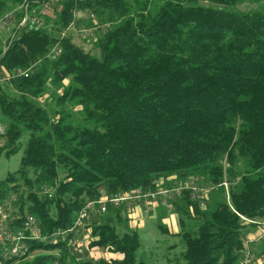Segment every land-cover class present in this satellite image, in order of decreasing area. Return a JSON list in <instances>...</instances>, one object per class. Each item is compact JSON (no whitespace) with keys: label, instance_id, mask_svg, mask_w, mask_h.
Returning <instances> with one entry per match:
<instances>
[{"label":"trees","instance_id":"obj_1","mask_svg":"<svg viewBox=\"0 0 264 264\" xmlns=\"http://www.w3.org/2000/svg\"><path fill=\"white\" fill-rule=\"evenodd\" d=\"M44 1L0 0V20L10 14L12 24L0 44V154L22 148L0 200L17 193V213L45 232L68 227L101 189L224 179L228 198L218 187L199 208L183 193L172 201L180 230L157 226L179 238L185 264H234L255 228L245 219L264 217V0H66L50 10ZM74 7L94 14L83 20L97 51L60 38ZM57 41L59 55L47 58ZM36 61L28 77L1 79ZM121 213L92 219L88 244L121 257L76 261L47 238L29 241L19 261L42 250L23 264H145L138 232L115 230Z\"/></svg>","mask_w":264,"mask_h":264},{"label":"built area","instance_id":"obj_2","mask_svg":"<svg viewBox=\"0 0 264 264\" xmlns=\"http://www.w3.org/2000/svg\"><path fill=\"white\" fill-rule=\"evenodd\" d=\"M61 1L66 0H45L44 8L52 9ZM75 4L80 0H71ZM26 6V4H25ZM73 19L69 25L60 33V38L68 35L72 30L79 39L85 40L92 36L93 27L75 28L77 19H94V14L85 10L74 7L72 10ZM7 19V20H6ZM10 20V14L0 20V26L6 24ZM61 51L59 41L49 47L46 57L55 59ZM37 63L34 62L28 67H16L11 71V74L1 77L6 80L12 76L28 77L33 67ZM4 127L0 125V146L4 140ZM154 187H135L126 193H113L107 195L103 189L97 198L86 200L83 205L75 213L71 224L66 228H54L51 231H43L40 228L37 218L29 213H17V193L10 192L5 198L0 200V250L6 254H15V259H18L25 252L22 251V236L31 233H38L44 236V233H52V236H66L72 240L74 251L80 262L84 260L85 242L82 234L89 228L92 219L104 214L108 208H121V210H131L134 207H139L143 211L150 213L156 204H160L167 209L173 208L172 201L187 193L189 199L194 202L199 208L204 206V202L210 191L223 187L225 196L228 198V182L222 180L218 183L205 181L201 175L187 177L184 181L164 186L162 179L152 181ZM39 191L47 196L52 194V187L46 184L39 186ZM191 209V206H190ZM243 218V217H242ZM245 219V218H244ZM260 220V221H259ZM248 223H254L258 226L256 232H249L247 238L243 242V247L239 252V256L234 264H264V217L260 219H245ZM253 232V233H252ZM258 244V245H257ZM2 262V260H0Z\"/></svg>","mask_w":264,"mask_h":264},{"label":"rangeland","instance_id":"obj_3","mask_svg":"<svg viewBox=\"0 0 264 264\" xmlns=\"http://www.w3.org/2000/svg\"><path fill=\"white\" fill-rule=\"evenodd\" d=\"M257 4L250 3V2H241L237 5L240 9H247L250 7H256ZM7 20V19H6ZM75 28H79L81 26L84 27H91L86 25L85 20H77L75 21ZM10 20L0 26V44H3L5 39L9 35ZM95 28L93 27V33H95ZM69 35L72 37V40L82 46L85 50L89 51H97V49L93 48V40L92 36L88 39L82 40L79 39L78 36L75 34V31L72 30ZM28 135L25 134L22 138V143H25ZM22 154V148H20L15 153L0 154V179H3L8 173H11L17 169L19 166L20 157ZM111 210V209H109ZM112 211V210H111ZM122 214V213H121ZM147 219L146 229L143 231L139 230L140 222H130L129 219L120 217L119 219H114L113 223L116 226L115 230L118 234L123 233V231H136L139 234L140 241H139V248L136 252V259L137 261H142L145 264H185L183 258H181L180 253L183 249V245L180 242L179 238L171 235L170 233H163L158 228V223L148 218L147 215H144ZM260 221V220H259ZM166 226L169 231H173V228L170 224H163ZM258 230V226L256 225L255 228L251 229V231L256 232ZM91 228L89 227L85 230L82 234V238L84 239L85 246H84V255L91 261H99V260H106L109 257H121V254L112 250L110 246L105 245H95V246H88V244L92 241V234L90 233ZM252 232V233H253ZM258 245V244H257ZM57 248L54 249L52 252H56ZM44 253L42 250H36L32 252L28 257L23 260L13 261L10 264H23L26 259H32L39 254Z\"/></svg>","mask_w":264,"mask_h":264},{"label":"crops","instance_id":"obj_4","mask_svg":"<svg viewBox=\"0 0 264 264\" xmlns=\"http://www.w3.org/2000/svg\"><path fill=\"white\" fill-rule=\"evenodd\" d=\"M123 217L130 220V222H140L138 223L140 226L138 227L140 231L146 229L147 219L144 215H147L148 218L155 220L157 223H161L162 225L170 224L173 228L172 233H177L180 230V226L178 223V214L174 211V208L167 209L160 204L154 205L152 211L147 213L143 211L139 207H134L131 210H123Z\"/></svg>","mask_w":264,"mask_h":264},{"label":"bare ground","instance_id":"obj_5","mask_svg":"<svg viewBox=\"0 0 264 264\" xmlns=\"http://www.w3.org/2000/svg\"><path fill=\"white\" fill-rule=\"evenodd\" d=\"M47 238L62 241L64 243L65 247L72 253V255L74 256V259L76 261H80V259L77 258V256H76V251H74V246L72 244V240L67 238L66 236H52V233H44V236H41V235H38V233H31L29 235L22 236V251L25 252V254H22L20 257H18V259H15V254H6V252H3L0 250V260H2V262H0V264H2L3 261H12V262L17 261L21 257L26 256L28 254V251H29V244H30L29 241H32L33 239H40V241L45 239V241H47L48 240Z\"/></svg>","mask_w":264,"mask_h":264}]
</instances>
